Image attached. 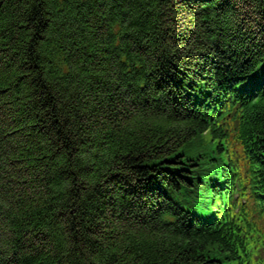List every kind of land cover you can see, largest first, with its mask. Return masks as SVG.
Masks as SVG:
<instances>
[{
    "label": "trees",
    "instance_id": "16d2710c",
    "mask_svg": "<svg viewBox=\"0 0 264 264\" xmlns=\"http://www.w3.org/2000/svg\"><path fill=\"white\" fill-rule=\"evenodd\" d=\"M0 264H264V0H0Z\"/></svg>",
    "mask_w": 264,
    "mask_h": 264
},
{
    "label": "rangeland",
    "instance_id": "374dc122",
    "mask_svg": "<svg viewBox=\"0 0 264 264\" xmlns=\"http://www.w3.org/2000/svg\"><path fill=\"white\" fill-rule=\"evenodd\" d=\"M205 140H206V141H211V136H210V134H209V135H207V136H205ZM199 144H201V140H200V141H198L197 145H199ZM192 148H194V149L196 150L195 146H194V147H192Z\"/></svg>",
    "mask_w": 264,
    "mask_h": 264
}]
</instances>
